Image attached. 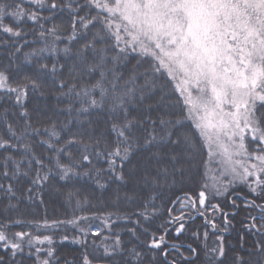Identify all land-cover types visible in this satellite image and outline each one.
Listing matches in <instances>:
<instances>
[{
    "label": "snow or ice",
    "instance_id": "1",
    "mask_svg": "<svg viewBox=\"0 0 264 264\" xmlns=\"http://www.w3.org/2000/svg\"><path fill=\"white\" fill-rule=\"evenodd\" d=\"M28 28L43 48L25 51ZM0 48V264H57L55 232L37 233L60 225L79 264H264V0H0ZM17 54L74 55L80 71L57 80V60L17 79ZM45 74L69 101L62 125L28 107ZM96 109L110 135L71 130ZM57 177L90 178L101 206L15 230ZM241 213L258 260L229 255Z\"/></svg>",
    "mask_w": 264,
    "mask_h": 264
},
{
    "label": "trees",
    "instance_id": "2",
    "mask_svg": "<svg viewBox=\"0 0 264 264\" xmlns=\"http://www.w3.org/2000/svg\"><path fill=\"white\" fill-rule=\"evenodd\" d=\"M45 15H47V13H45ZM54 21L60 23L61 16L58 15L54 17ZM45 27H51V24L45 23ZM26 31H28L26 39L31 42V45L26 47L25 51H32L33 49H40L45 46L39 37L38 31L36 34L32 33L31 28L26 29ZM65 46L72 47L73 50L79 47V45L75 44L68 45L66 41H61L59 43L61 49ZM17 55L19 59H17L16 65L11 69L13 75L17 79H23L25 76H35L39 74V65L41 63H47L49 67H51V64L57 60L59 69V73L56 77L57 80H68L71 73L80 71L79 61L74 55L53 57L49 54H43L40 57H34L30 64L24 62L22 54ZM7 62L8 53L3 48H0V66L7 64ZM91 78L92 77H85V79ZM42 79L46 85L44 94H32L28 101V107L30 111H32L33 120L39 121L38 126L40 127L47 126L49 121L62 125L66 121L71 120L72 117L65 111L69 103L68 99L56 89L50 75L45 74L42 76ZM8 103L10 104L11 102L9 101ZM70 127L72 131L80 130L85 135V138H87L89 134L98 135L104 133L105 135H110L108 131L110 127L109 113L106 110H91L89 113L81 115L79 123L73 121ZM197 180H199V177H197ZM124 191H127V189ZM124 191L121 192L122 196L124 195ZM69 193L73 194L71 201L68 198ZM110 194L111 191L105 192L103 197L106 198ZM84 198L91 200L92 204H95L97 207L101 206V193L90 178L77 177L68 181H61L57 177L51 181V187L46 189L44 196L45 205L36 208L33 215L22 217L25 223L16 225L15 230H34L28 221H41L45 217L51 222L56 219L69 220L73 218L74 215L91 214L89 211L82 212L76 208V200H83ZM91 211H95V209L93 208ZM243 215L244 213H241V215L237 216L233 221L235 228L231 234H224L226 243L234 248V252H230L229 255H239L245 261L258 260L260 257L254 252V242L260 239V237L242 228L239 221L242 219ZM253 215H255V213H253ZM200 222V219L197 218L196 224ZM53 231L55 232L54 239L57 241L55 245L57 264H79L80 246L71 243L70 240L60 243L62 235L67 234L71 238L73 235H78V233H76L70 225H60L57 230L41 228L40 233L37 234H50ZM241 244H243V247H240ZM22 259L25 264H31L34 258L25 256Z\"/></svg>",
    "mask_w": 264,
    "mask_h": 264
},
{
    "label": "flooded vegetation",
    "instance_id": "3",
    "mask_svg": "<svg viewBox=\"0 0 264 264\" xmlns=\"http://www.w3.org/2000/svg\"><path fill=\"white\" fill-rule=\"evenodd\" d=\"M243 228V227H242ZM234 229H230L228 232H224V233H222L223 235L225 234V235H229V234H231V232L233 231Z\"/></svg>",
    "mask_w": 264,
    "mask_h": 264
}]
</instances>
